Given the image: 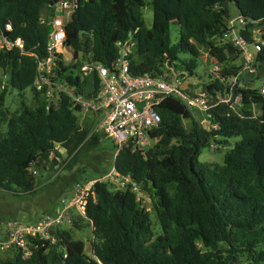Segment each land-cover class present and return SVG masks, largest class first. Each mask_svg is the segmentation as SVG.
<instances>
[{
    "label": "trees",
    "instance_id": "1",
    "mask_svg": "<svg viewBox=\"0 0 264 264\" xmlns=\"http://www.w3.org/2000/svg\"><path fill=\"white\" fill-rule=\"evenodd\" d=\"M54 1L0 0V30L11 22L13 29L6 33L11 39L22 37L25 43L24 52L0 48L5 79L0 77V190L16 197L35 194L41 183L39 172L49 165L72 169L80 155L97 148L103 137L80 125L67 95L55 101L35 87L38 58L48 54ZM230 2L251 21L249 28H264V0H152L151 27L142 18L145 0H78L65 27V46L76 59L81 57L82 65L111 66L118 56L117 42L129 39L131 71L153 75L174 66L192 76L197 53L205 50L223 65L220 77L212 75L201 85L214 102L216 93L224 89L221 77L228 79L240 69L230 66L240 57L239 50L221 41L227 13L231 18L224 6ZM171 22L180 29L175 43ZM183 53L190 58H181ZM256 57L258 73L238 89L241 102L211 109L217 128L206 129L186 103L169 97L160 107L162 123L151 133L155 140L151 147L144 150L130 143L114 157L113 143V163L99 176L113 166L130 175L152 198L155 221L131 184L120 189L114 182H98L86 217L79 215L93 229L92 255L82 240L62 228L56 243L33 242L28 258L12 248L14 255L0 259V264H264V95L254 86L255 79H264V44ZM66 60L59 54L56 72L84 91L78 64L68 65ZM9 87L21 94L32 88L33 105L9 110L5 106ZM255 104L261 106L259 115ZM186 118L192 119L190 129ZM233 137H239L234 144ZM212 139L220 144L218 150L227 148L223 163L199 161L202 148ZM73 180L81 182L77 175Z\"/></svg>",
    "mask_w": 264,
    "mask_h": 264
},
{
    "label": "built area",
    "instance_id": "2",
    "mask_svg": "<svg viewBox=\"0 0 264 264\" xmlns=\"http://www.w3.org/2000/svg\"><path fill=\"white\" fill-rule=\"evenodd\" d=\"M55 5H58L57 10L49 19L52 29L48 35V54L42 59L38 58L35 87L38 91H45L46 96L55 101L62 95H67L73 109L81 108L84 112L93 113L96 118L91 124L112 140L116 146L114 157L130 143L142 149L152 144L151 133L162 123L160 107L169 97L181 99L195 114H204L212 127L217 128L218 125L211 120V109L220 103L232 106L239 104L242 93L238 89L244 87L248 75L258 73L256 55L264 44V28H249L247 25L251 21L239 14L236 18H228L227 29L221 41L231 43L239 50V58L244 61V65L230 78L221 77L224 89L216 93L214 102H210L206 89L198 88L186 80L189 72L185 69L168 66L158 75L134 74L129 59L133 43L129 39L117 42L118 56L111 66L91 62L82 65L80 74L84 78L93 75V88L86 97L85 91L61 79L56 72L59 54H65V27L71 13L79 5L78 0H59ZM45 20L43 18L42 22ZM12 29V23L8 22L5 30H0V48L12 50L17 47L24 52L23 38L11 39L6 33ZM258 89L264 95V83ZM234 92H237V96L233 99ZM34 173L37 171L34 170ZM103 181L114 182L120 189L131 184L141 199L142 192L138 184L130 175L118 173L113 166L104 175L76 183L71 193L63 195L51 211L44 212L35 222L10 219L7 234L0 239V251L16 248L28 258L32 255L33 242L56 243L58 230L64 228V224L74 222L73 212L86 217V208L94 186Z\"/></svg>",
    "mask_w": 264,
    "mask_h": 264
},
{
    "label": "rangeland",
    "instance_id": "3",
    "mask_svg": "<svg viewBox=\"0 0 264 264\" xmlns=\"http://www.w3.org/2000/svg\"><path fill=\"white\" fill-rule=\"evenodd\" d=\"M145 1L146 5L142 8V18L145 25L147 27H151L154 20V8L152 0ZM57 6L58 5H54V11L57 10ZM224 7L229 8L231 18H236L239 15L237 5L234 2H230ZM179 36V24L177 22H171V40L175 43L179 40ZM64 53V57L65 59H67V64L72 65L73 62H76L79 66V70L77 71L78 73H80V67H82L81 57L76 59L72 49H69L67 47L64 49ZM181 58L188 59L190 58V55L187 53H183L181 54ZM196 58L198 60V66L195 69L194 74L192 76L189 75L186 80H189L190 84H194L196 87L201 88V85L207 84L211 80L212 75L215 77L219 75V71L222 69L223 65L216 61V59L211 57V55L205 50L198 52ZM243 65L244 61L239 58L235 60L230 66L242 67ZM2 74V70H0V77L5 81ZM254 77L255 75H248L247 78L250 79ZM82 81L85 82L84 91L85 94L87 93L86 97H88L89 91L93 88V75L90 74L86 78L83 77ZM263 83L264 79H255L254 86L258 88ZM32 97V88H28L23 92V94H21L19 90L9 87L8 91L6 92L5 106L8 107L11 111L18 110L23 104L32 106ZM254 111L256 115H259L261 113V106L259 104H256L254 107ZM74 113L78 117L79 123L80 121H82V124L80 123V125L90 127L91 134L100 133V131L96 130L94 126L91 125V123H93L96 118L93 113L84 112L81 108L75 109ZM197 117L206 129H214L211 122L206 118L204 114L198 112ZM185 123L188 129L192 127L191 118H186ZM3 125L4 124L2 123V126ZM101 135L103 136L101 144L91 151L83 152L72 169L66 168L65 165H56L53 168L49 165L48 170L44 171V173L39 172L40 174H42L41 183L38 191L35 194L27 195L24 197H16L11 195L10 193L0 190V239L5 234H7V223L10 219H17L22 222L32 223L38 220V218L44 212L51 211L57 201L63 195L69 194L73 191L76 184L73 178H75L76 175L79 179H81V182H83L87 177H97L104 171L110 169L109 165L113 163V142L103 134ZM237 140H239V137H233L230 139L232 144H234ZM151 143L152 144L148 147H151L155 143V140L152 139ZM217 145L220 146V144H217V142L212 139L210 145L204 146L199 156V161L206 164L223 163L227 148L223 147L218 150ZM148 147L144 148V150L148 149ZM59 177H61V179H58ZM141 206L151 213L152 220L155 221L153 216V200L148 194H145L143 192L141 194ZM73 217L75 223L73 222V224H64V228L71 231L74 239L82 240L85 244L86 252L89 255H92V226L87 219L79 216L75 212H73ZM13 255L14 254L11 249L0 251V259H9Z\"/></svg>",
    "mask_w": 264,
    "mask_h": 264
},
{
    "label": "water",
    "instance_id": "4",
    "mask_svg": "<svg viewBox=\"0 0 264 264\" xmlns=\"http://www.w3.org/2000/svg\"><path fill=\"white\" fill-rule=\"evenodd\" d=\"M56 3H58V0L52 2L51 5H54V4H56ZM226 17H227V19L229 18V13H227V16H226ZM236 96H237V92H234L233 99H234Z\"/></svg>",
    "mask_w": 264,
    "mask_h": 264
}]
</instances>
